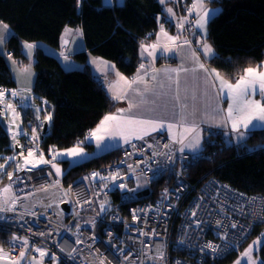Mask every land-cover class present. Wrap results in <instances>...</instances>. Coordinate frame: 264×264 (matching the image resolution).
I'll return each instance as SVG.
<instances>
[{
  "label": "built area",
  "instance_id": "built-area-1",
  "mask_svg": "<svg viewBox=\"0 0 264 264\" xmlns=\"http://www.w3.org/2000/svg\"><path fill=\"white\" fill-rule=\"evenodd\" d=\"M175 4L181 22L190 6L184 0ZM188 17L183 31L193 41L189 31L197 16ZM109 83L108 76L97 79L100 87ZM32 134L35 139L24 140L22 146L40 149L51 164L18 170L0 187V204L7 198L4 206L14 208L0 213V231L9 237L0 248L7 258L17 259L21 252L40 247L49 256L44 262L57 257L62 264H219L264 225V193L244 192L210 173L191 179L187 169L207 154L180 152L163 132L131 139L109 162L67 184L52 167L58 161L57 156L53 159L57 148L45 149L42 127L32 129ZM115 172L120 176L112 181ZM93 173L108 179L93 178ZM137 177L146 191L162 181L158 195L128 199L126 194L139 187ZM119 183L125 188L114 187ZM6 187L11 191L4 193Z\"/></svg>",
  "mask_w": 264,
  "mask_h": 264
},
{
  "label": "trees",
  "instance_id": "trees-1",
  "mask_svg": "<svg viewBox=\"0 0 264 264\" xmlns=\"http://www.w3.org/2000/svg\"><path fill=\"white\" fill-rule=\"evenodd\" d=\"M172 1L179 17L175 0ZM184 2L186 6L191 4V0ZM211 3L221 10L208 25V37L217 50L209 64L235 81L246 67L264 62V0H212ZM164 15L160 0H125L121 5L111 6H106L103 0H0V20L13 29L5 46L11 56L21 62L28 58L23 41H40L57 48L65 27L80 25L83 28L87 50H79L74 57L85 67L67 70L58 57L43 48L38 47L35 51L34 96L40 102L46 101L47 110L52 114L49 128L43 132V145L47 151L53 145L61 149L77 144L106 113L114 112L118 106L107 89L97 85L98 78L87 64L88 53L114 61L123 73L133 76L139 65L140 45L146 39L155 38ZM170 25L166 20V26L174 31ZM0 86H5L6 90L17 86L3 51H0ZM25 112L24 120L29 126L32 123L44 129L43 123L37 125L34 122L30 110ZM87 146L92 148V144ZM203 149L206 157L187 169L191 179L210 173L244 192L264 193V128L252 131L244 144L228 142L223 132L209 135ZM118 150L119 147L73 166L65 161L67 171L63 181L70 183L90 168L106 164L117 156ZM11 151L10 135L0 124V154ZM6 179L7 176L1 181ZM161 183L154 184L157 188L144 191L141 196L158 195ZM262 231L264 225L254 230L240 250L221 258L219 264L233 262ZM8 238L0 231V243H5ZM259 254L264 261V243Z\"/></svg>",
  "mask_w": 264,
  "mask_h": 264
},
{
  "label": "crops",
  "instance_id": "crops-1",
  "mask_svg": "<svg viewBox=\"0 0 264 264\" xmlns=\"http://www.w3.org/2000/svg\"><path fill=\"white\" fill-rule=\"evenodd\" d=\"M103 1L106 5V0ZM192 1L193 0H191V4L193 3ZM124 2L125 0H112V5H121ZM211 2L212 0H209L208 4H206L209 9H218L219 11L221 10L219 6ZM166 3L171 4L175 12L176 7L174 6L173 1L166 0ZM191 4L189 6H191ZM171 6H168L165 3L163 4V7L165 9V19L162 20L161 24L164 25L165 31H167L169 35L179 36V40L176 41V45L181 46L177 47L173 45L172 42L167 41L164 36L160 35L159 26L155 38L152 40L146 39L140 45L139 65L133 76L123 73L114 61H111L103 56L100 57L98 55L92 54L91 52L88 53L89 56L87 64L92 68L94 76H96L97 78L108 76L110 78V83L105 86V88L112 98L116 96L120 97L119 99H116L118 102V106L116 107L115 111L106 113L104 117L111 114L123 118H133L138 120H161L165 123L176 125V127H174L171 131H168L167 129H159L155 132H151L150 135H146L145 139H149V137L163 132L167 134L170 139H172L173 134H175L177 141H179L185 127L195 126L202 138L201 149L204 148V143L207 136L216 135L222 132L226 139L232 137L233 142H236L235 136H238V133L232 131L230 121L225 124V118L227 116L226 109L232 104V100L227 96L225 92L220 91L219 81L214 80V76L208 75L203 70L199 69L198 64L192 57V52L195 51L197 56L199 57V62L204 63L206 68L208 69H214L209 64V59H211L212 57H206L201 50L202 44L205 39L208 44H212L210 38L208 37V25L211 19L207 24L206 37L202 34V30L197 29L194 24L192 29H190L189 31V34L193 41H191V45H185L183 44V42L187 38L183 29L178 27L179 17H177L176 14L174 17H172L166 11V9L170 8ZM188 14L190 13L188 12ZM188 14L186 15L187 18H189ZM166 20L170 21L173 28H175L174 31L166 26ZM0 31V35H4L6 37V43V41L12 36L13 29L9 26V29L7 31H3L2 29ZM9 33H11V35H9ZM158 36L159 42L161 44L168 43L170 51L163 52L162 48L157 49L155 57L153 58L151 56H148L147 52H144V49L141 46L157 43ZM25 42L36 45V47L31 50L32 52H35L38 47H41L45 52L47 51L48 53H51L52 55L58 57L61 64L67 70L85 67L82 61L79 62L74 57V54L79 50H87V43L85 42L83 28L80 25H78V27L69 25L65 27L60 38V46L57 48L40 41H23V46ZM5 43L2 50L0 51H3L6 54V57H12L7 47L5 46ZM211 46L216 55L217 50L213 45ZM149 51H151L150 48ZM77 64H79V66L75 67ZM141 64H144V69L140 68ZM65 65H68L72 68L68 69ZM173 69H176L178 71L174 72L172 71ZM185 69L187 71H185ZM220 74L229 82H236V80L231 81L222 73ZM138 75L142 79V82L137 81V83L132 84V86L129 87L124 78H126L127 81H132ZM177 79L179 80V85L175 83ZM14 80L16 79L14 78ZM16 84L17 86H20L21 83L17 82L16 80ZM34 84L35 83H33V86ZM133 89H139V91L143 93V96L136 92H133ZM177 96L179 97V99H177ZM248 99L259 100L261 103H264V97H262L259 92H257L255 96L248 97ZM142 100L144 101V103L141 102ZM130 103L133 105H138V107L129 108ZM119 109H125V111L120 112ZM103 118L101 119V121L103 120ZM100 122L88 132L90 133L95 130ZM254 123H257V127L246 133L242 140L246 141L252 131L264 128L259 125V122ZM87 134L84 138L89 137V134ZM195 135L196 132L188 134L187 138L184 139L183 144L179 142L174 143H176L179 149L184 147V151H189V149H187L185 145H187ZM131 139L136 138L135 136H131L130 140ZM94 140L95 138L91 139V141ZM103 143L112 145L107 148L109 150L117 149V145L124 144L123 140L119 137L116 139H110L106 137ZM32 249L28 251L27 256H30V254H32ZM52 258L49 259V262Z\"/></svg>",
  "mask_w": 264,
  "mask_h": 264
},
{
  "label": "snow or ice",
  "instance_id": "snow-or-ice-1",
  "mask_svg": "<svg viewBox=\"0 0 264 264\" xmlns=\"http://www.w3.org/2000/svg\"><path fill=\"white\" fill-rule=\"evenodd\" d=\"M165 2L166 0H160V3L162 4H164ZM106 5L111 6L112 0H106ZM166 11L170 14V16L172 17L175 16V13L173 12L172 8H167ZM188 11L190 14L191 13L196 14L197 19L195 21V27L197 29L202 30V34L206 37L207 24L210 19H212L216 14H218L219 10L209 9L206 6V0H193V3L191 4ZM186 20L187 17H182L181 22L178 24V27L183 29L184 21ZM0 29H2L3 31H7L9 29V26L3 23L2 21H0ZM9 35H11V33H9ZM160 35L164 36L167 41L172 42L173 45L177 47L181 46V45H176V41L179 40V36L169 35L168 32L165 31L163 24L160 25ZM5 39L6 37L4 35H0V50H2L3 48ZM183 44L191 45V41L185 39ZM35 47L36 45L25 42L24 48L28 50L26 55H30L31 50ZM141 47L144 49V52H147L148 56H151L153 58L155 57L157 49L162 48L163 52L170 51L168 43L161 44L159 42V36L157 43H152L150 45H142ZM149 48L151 49V51H149ZM201 50L206 57L215 56V52L212 46L206 42V39L202 44ZM192 57L194 61L198 64L199 69L203 70L208 75L214 76V80L219 81L220 91L225 92L227 96L232 100V104L226 109L227 116L225 118V124H227L228 121L231 122V129L233 132L238 133L239 139H243L246 133L250 132L253 128L257 127V123L254 122H259V125L264 127V103H261L259 100L248 99V97L255 96L257 92H259V94L262 97H264V63L258 64L256 67H251V66L246 67L243 70V74L236 79V82L231 83L228 80L224 79L216 69H208L206 68L204 63L199 62V57L197 56L195 51L192 52ZM144 67H145L144 64L140 65L141 69H144ZM172 71L176 72L178 70L173 69ZM185 71L187 70L185 69ZM124 79L129 87H131L132 84L137 83V81L142 82V79L139 77V75L136 78H134L132 81H127L126 78ZM175 83L179 85V80L177 79ZM133 92H136L141 96H143V93H141L139 89H133ZM11 95L15 97L18 96L19 93L13 91ZM4 96H5V90H0V102L3 101ZM114 98L119 99L120 97L116 96ZM177 99H179L178 96ZM141 102L144 103L143 100ZM132 107H138V105H133L130 103L129 108ZM7 109H9L12 113L10 124H16V119L19 117V113L16 112L12 104H8ZM119 111L124 112L125 109H119ZM46 119L50 120L51 115L46 117ZM174 127H176V125L171 123H165L164 121L161 120H153V119L138 120L133 118H123L110 114V115H106L103 118V120L100 122V124L97 126V128L89 133L88 139L91 140L92 138H95L98 147L101 146V144L103 143L106 137L110 139H116L119 137L123 140L124 143H130L131 136H135L136 139H143L144 136L150 135L151 132H155L159 129H167L168 131H171ZM16 128L19 129L18 124H16ZM193 132H196V135L192 137V140L187 145H185V147L189 149L190 152L196 153L200 151L202 138L195 126L185 127L179 141H177L175 134H173L172 139L174 142H179L183 144L184 139L187 138L188 134ZM18 134H20L19 131L13 135V140L16 139V135ZM32 139L33 140L35 139V135H33ZM17 143L19 142L17 141ZM104 147H108V145H104ZM133 147H135V145H133ZM184 150H185L184 147L179 149L180 152H183ZM19 155L23 156V152H21ZM65 155L71 157H80L83 155V149L80 148L79 145H77L73 148L66 150V153L57 152L55 155H53V159H55L56 156H65ZM7 159L16 160L17 157H8ZM47 164H51V161L45 159L43 153H41L40 156L36 158L35 151L29 148L27 150V156L24 157L23 164L17 163L15 167L17 170L27 169L28 171H31L32 168H36L39 167L40 165H47ZM29 165H31L32 168H29L28 167ZM5 167H6L5 164L0 163V170H3ZM52 167L56 169L57 174L61 173V169L57 165L52 164ZM0 175H6L9 179H12L13 173L0 172ZM119 176H120L119 172H115L111 175V180L116 181ZM92 177L93 178L100 177L101 180L108 179V177L100 176L99 173H93ZM114 187L117 189H124L125 185L123 183H119V184H114ZM9 191H11V187H6L5 189H3L4 193H8ZM7 203H8L7 198H5L3 204H0V213L14 210L12 205L5 207L4 205H7ZM14 203L15 201H13V204ZM193 215H195V213H193ZM133 219L134 220L138 219L135 213H133ZM232 227H235V225L233 224ZM143 234L147 235V233H143ZM41 235H43V233H41ZM17 239H21V238L13 237V240H17ZM23 243L27 244L28 241L24 240ZM254 243L259 244V241H256ZM206 247L211 248L213 251L217 250L216 246L213 245H206ZM36 251L39 252L41 256L46 255V253L39 248H37ZM252 251H253V247L250 245L249 248L242 254V257L248 258L249 264H254V261H251V255H250ZM6 255L7 254L3 252V249L0 248V259H4ZM24 255H25L24 252L20 253L21 258H23ZM69 255H71V253H69ZM159 258L163 259V255L161 254ZM13 264H19V261H13ZM235 264H240V260H237Z\"/></svg>",
  "mask_w": 264,
  "mask_h": 264
},
{
  "label": "rangeland",
  "instance_id": "rangeland-1",
  "mask_svg": "<svg viewBox=\"0 0 264 264\" xmlns=\"http://www.w3.org/2000/svg\"><path fill=\"white\" fill-rule=\"evenodd\" d=\"M193 2V1H192ZM209 0H206V4H208ZM166 5L171 6V4L166 3ZM174 4V2H173ZM170 8L173 9L171 6ZM177 10L173 9V12L176 13ZM194 14V13H193ZM196 16V14H195ZM2 21V20H0ZM3 22V21H2ZM4 23V22H3ZM1 30V29H0ZM1 34V31H0ZM212 45V44H211ZM28 50L25 49V53H27ZM28 58L26 61L21 62L16 57H7L8 63L12 72L13 78L17 80V82L21 83L20 86H16L11 89L5 90V96L2 102H0V124L3 126L4 129H6L8 135H10V145L12 146V151L8 152L6 154H0V163L5 164L6 167L3 170H0V172H12L13 174L17 172L15 165L17 163L23 164L24 157L27 156V150L22 146V142L24 140L32 139V129H35L36 125L29 126L28 123L24 120V115L26 110H30L32 112V119L34 122L38 125V123H43L44 125L46 123H50L51 119L48 120L46 117L52 114L49 110H47V102L43 101L40 102L35 99L34 96V90H33V83H35L36 79V69L34 68L36 57L35 52L31 51L30 55H26ZM15 62V63H13ZM68 69L72 68L68 65H65ZM79 64H77L75 67H78ZM75 69V68H74ZM79 69V68H76ZM32 81V82H31ZM34 81V82H33ZM13 91H17L19 93L18 96L13 97L11 93ZM46 102V103H45ZM12 104L15 108L16 112L19 113V117L16 119V124L19 125V129L16 128V124H10V120L12 118V113L9 109H7V105ZM39 110V111H37ZM22 130V131H21ZM19 131L20 134L16 135V139L13 140V135ZM26 133V135H25ZM146 136H144L143 139H145ZM230 137V136H229ZM236 137V142L239 144H244L245 140L239 139L238 136ZM17 141L19 143H17ZM228 142H233L232 137L227 139ZM81 145H79L80 148L83 149V155L80 157H71V156H57L58 161L54 164L57 165L61 169V173L58 174L59 177H63L64 173L67 171L66 167L64 166L65 161L69 162V166H73V164L84 162V160L94 158L95 156H100L102 154H105L109 146L108 144L102 143L100 147L97 146V142L91 141L88 138H84L82 140ZM92 143V148H89L87 145ZM95 143V145H94ZM78 144L72 145V147L68 148H61L57 149L54 154L57 152L60 153H66V150L73 148L77 146ZM104 145H108V147H104ZM121 145H117V147H120ZM117 147H111V148H117ZM32 149V148H31ZM35 151V157L38 158L41 153H43L40 149ZM203 149L200 148L199 152H202ZM23 152V156H20L19 154ZM44 155V154H43ZM8 157H17L16 160H8ZM45 158V156H44ZM46 159V158H45ZM45 166V165H40ZM36 167V168H40ZM29 168H32L31 165L28 166ZM25 170V169H24ZM6 175H0V181L3 177ZM203 176V175H202ZM8 178V177H7ZM198 180V179H197ZM7 181H1L0 187H4L5 183ZM137 185L139 186L137 189L130 190L126 194V197L128 199L130 198H138L141 197V194L146 191V186L142 184L141 178L137 177ZM99 211V209L97 208ZM96 210V211H97ZM264 231H262L260 234L257 235L252 241L248 243V245L245 246V248L239 252V255L234 258L233 262L228 264H235L237 260H240V264H249L248 258L242 257V254L249 248L251 245L253 247V251L250 254L251 255V261H254V264H264L263 259L260 257V249L262 247V244L264 243ZM259 241V244H255L254 242ZM39 248L43 250L46 255L41 256L39 252L36 251V249ZM48 253L43 248L40 247H34L32 249V255L27 256V253L24 255L23 258H17V259H10L5 257L4 259H0V264H13V261H19V264H60V261L57 257H53L50 262H44V260L48 259Z\"/></svg>",
  "mask_w": 264,
  "mask_h": 264
},
{
  "label": "water",
  "instance_id": "water-1",
  "mask_svg": "<svg viewBox=\"0 0 264 264\" xmlns=\"http://www.w3.org/2000/svg\"><path fill=\"white\" fill-rule=\"evenodd\" d=\"M48 128H49V123H46V124L44 125L43 132H44V133L47 132ZM63 208H65L66 210H68V205H67L66 203H64V204H63Z\"/></svg>",
  "mask_w": 264,
  "mask_h": 264
},
{
  "label": "bare ground",
  "instance_id": "bare-ground-1",
  "mask_svg": "<svg viewBox=\"0 0 264 264\" xmlns=\"http://www.w3.org/2000/svg\"><path fill=\"white\" fill-rule=\"evenodd\" d=\"M78 145H81V144H78ZM122 146V145H121Z\"/></svg>",
  "mask_w": 264,
  "mask_h": 264
}]
</instances>
